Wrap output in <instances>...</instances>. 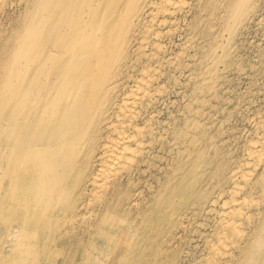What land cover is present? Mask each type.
Wrapping results in <instances>:
<instances>
[{
  "label": "bare ground",
  "instance_id": "bare-ground-1",
  "mask_svg": "<svg viewBox=\"0 0 264 264\" xmlns=\"http://www.w3.org/2000/svg\"><path fill=\"white\" fill-rule=\"evenodd\" d=\"M235 1L0 0V33L10 16L14 24L35 31L22 49L20 97L37 90L39 63L63 57L75 22L86 14H101L92 27L99 33L98 44L86 64L61 73L58 82L68 74L72 80L79 76L89 92L69 121L80 128L88 121L83 141L97 144L93 156L79 163L85 175L75 190L78 199L86 193L90 198L81 204L71 200L68 217L72 223L92 218L84 237L97 233L89 240L96 257L100 248L94 243L112 237L114 252L106 253L102 264H264V76L253 96L250 128L238 133L234 124L221 147L215 146L211 160L217 164L207 184L195 189L188 181L179 205L176 201L166 217L160 206L169 199L163 190L170 180L162 179L174 171L170 160L189 150L162 118L171 98L168 86H179L180 75L194 77L198 50L215 42L213 20L225 30L236 21ZM22 114L17 108L5 116L7 150L23 141L12 133L23 124ZM31 114L37 115L38 108ZM60 129L58 124L40 145L51 148ZM222 148L225 153L219 157ZM173 153L176 157H169ZM163 159L169 166L161 167L159 180L151 182L146 175ZM147 191L159 197L147 196ZM15 221L18 236L22 220ZM68 247L50 251L59 255ZM31 248L21 246L20 252ZM24 262L36 264L29 257Z\"/></svg>",
  "mask_w": 264,
  "mask_h": 264
},
{
  "label": "rangeland",
  "instance_id": "rangeland-1",
  "mask_svg": "<svg viewBox=\"0 0 264 264\" xmlns=\"http://www.w3.org/2000/svg\"><path fill=\"white\" fill-rule=\"evenodd\" d=\"M234 3L238 16L227 30L219 20H213L211 29L215 42L198 50L197 64L192 70L194 77L188 79L180 75L179 86L175 83L168 86L167 94L171 98L162 118L168 121L170 128L174 127L176 137L189 146V150L170 160L174 171L167 179H162L163 183L170 180L169 187L163 190L169 199L160 205L165 217L173 211L176 201L179 205L180 194L188 181L190 187L199 189L210 180L217 164L215 159L211 160L214 148L221 147L233 125L240 127L238 133L250 128L248 116L254 107L253 96L259 91L257 83L264 76V21H261L264 0H236ZM46 14V10L41 12V15ZM100 17L101 14H86L75 22L63 57L49 60L46 65L39 63L37 90L21 97L22 49L24 43L33 41L35 31L14 24V16L2 26L0 264H21V261L27 264L25 257L34 259L36 264H102L106 253L114 252L116 244L110 236L102 244L94 243L100 248L99 257H96L89 248V240L97 233L90 238L84 237V230L92 228V218L87 216V220L79 218L72 223L68 217L71 200L80 204L89 201V193L78 199L75 190L85 175L79 163L93 156L97 144L87 145L83 141L87 137L88 121H84L81 128L69 121L71 112L89 96L84 81L79 76L72 80L68 74L58 82L61 73L79 71L86 64L98 44L99 33L92 27ZM17 108L23 111V124L15 127L12 133L14 137L20 135L23 141L15 142L13 148L7 150L4 147L7 131L3 124L6 114ZM35 108L38 114L33 116L31 110ZM58 124L61 125L60 134L53 146L42 147L41 142ZM222 150L219 157L225 153V149ZM169 157H176V154ZM168 162L163 159L159 168L156 163L146 177L157 182L161 167H168ZM19 171L24 172L18 174ZM146 195L159 197L155 191L152 194L147 191ZM118 216L116 213L113 219L116 221ZM16 218L22 220L18 236ZM64 229L69 232L64 234ZM5 236L9 239L3 241ZM84 243L88 244L87 250L82 252ZM25 245L33 249L21 253V246ZM59 245L69 247L59 255L50 251Z\"/></svg>",
  "mask_w": 264,
  "mask_h": 264
}]
</instances>
